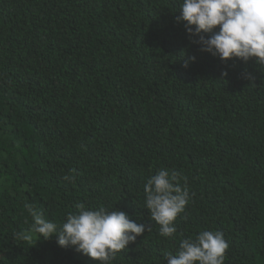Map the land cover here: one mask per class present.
I'll list each match as a JSON object with an SVG mask.
<instances>
[{
  "label": "trees",
  "instance_id": "obj_1",
  "mask_svg": "<svg viewBox=\"0 0 264 264\" xmlns=\"http://www.w3.org/2000/svg\"><path fill=\"white\" fill-rule=\"evenodd\" d=\"M181 2L0 0V264H97L24 239L27 205L59 230L78 204L149 228L110 264H167L203 230L264 264V68L202 52ZM162 169L191 197L172 239L145 208Z\"/></svg>",
  "mask_w": 264,
  "mask_h": 264
},
{
  "label": "clouds",
  "instance_id": "obj_2",
  "mask_svg": "<svg viewBox=\"0 0 264 264\" xmlns=\"http://www.w3.org/2000/svg\"><path fill=\"white\" fill-rule=\"evenodd\" d=\"M179 13L177 22L184 23L191 42L198 44L202 52L222 62L254 61L264 68V0H182ZM209 33L214 34L206 35ZM144 193L145 208L151 221L159 226V235L174 238V222L191 199L187 187L180 183V174L166 169L158 171L147 179ZM26 207L31 212L32 224L25 240L35 236L36 242L40 238L48 241L55 237L59 247H74L97 264H110L117 253L149 230L124 211L103 207L92 210L83 204L76 206L75 213L67 214L58 230L55 223L31 205ZM228 247L222 232L203 230L195 239H182L176 254L166 252L163 259L167 264H224Z\"/></svg>",
  "mask_w": 264,
  "mask_h": 264
}]
</instances>
